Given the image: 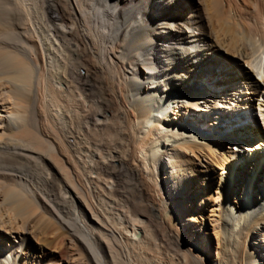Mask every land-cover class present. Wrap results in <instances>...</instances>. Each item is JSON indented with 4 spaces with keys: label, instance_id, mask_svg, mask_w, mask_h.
Instances as JSON below:
<instances>
[{
    "label": "bare ground",
    "instance_id": "obj_1",
    "mask_svg": "<svg viewBox=\"0 0 264 264\" xmlns=\"http://www.w3.org/2000/svg\"><path fill=\"white\" fill-rule=\"evenodd\" d=\"M223 1L0 0V56L20 72L0 78V160L19 172L0 183V264H63L31 210L84 197L148 208L146 245L173 264H264V0L247 16ZM82 204L91 264L111 256L103 236L140 239Z\"/></svg>",
    "mask_w": 264,
    "mask_h": 264
},
{
    "label": "rangeland",
    "instance_id": "obj_2",
    "mask_svg": "<svg viewBox=\"0 0 264 264\" xmlns=\"http://www.w3.org/2000/svg\"><path fill=\"white\" fill-rule=\"evenodd\" d=\"M233 1H234V3H238L240 6H245V9H246L245 10V12H246L245 14H246V16H247V14L249 12H251V9H252L251 0H246V1L245 0H243V1L242 0H233ZM223 2H224V4H226L225 0ZM125 4L126 3H124L123 1L119 2V5H125ZM100 6L103 9L105 7L111 9V8L117 7V2L114 3L113 5H110V4L106 3V2H103L102 4H100ZM10 65L12 67L11 69H9L10 67H7V66H10ZM0 66H1L0 67V78H1V80H3V79L5 80V78H8V76L11 75V71L12 70L15 71V72L12 71V73H15L14 76L20 75L19 74L20 72L18 71V66H17V64L15 62L12 61L11 57H10V59H8L7 57L0 56ZM18 78L21 79L20 77H18ZM39 96H40V99H39V103H40V101H42L41 92L39 93ZM26 114H27L26 117L30 118L29 117L30 116L29 113L27 112ZM254 114H255V112H254ZM256 117L258 118V124H261V121H260V118H259L258 114H257ZM46 123H48V122L46 121L45 123L44 122L42 123L43 130L45 128V130H47V131H45V130L44 131L46 133L50 134V131H49L50 128H49L48 124L46 125ZM258 127H259V129L261 131L262 130L261 126L258 125ZM261 132H263V130ZM231 140L232 139H230L229 142ZM234 142H236V141H234ZM43 146L44 145H42L41 146L42 148L39 149L40 151H44L43 148H45V147H43ZM239 148H240V146H239ZM230 150L233 151V149L231 147H230ZM2 162H4V161L0 160V183L3 182L4 184H7V183L8 184L9 183L10 184H12V183L15 184V180L17 179V175H18L19 172L14 171V170L15 169L18 170L17 169L18 166H16V167L14 165L9 166L10 165L9 162H7V161H5L4 163H2ZM5 163H8V164H5ZM21 166H20L21 168L19 169L20 171L23 169L21 172H23L24 174L26 173L27 175L29 174V176H32L33 174H35V175L37 174L36 176L35 175L33 176L35 178L39 174H42V171H43L42 168L41 169L40 168H38V169L36 168L37 170L34 167H31V166L29 168V166H27V164H25V163H23V165H21ZM26 168H29V169H26ZM31 168H34L35 171L33 169H31ZM38 170H40V171H38ZM36 179L32 178V180H36ZM44 199H46V201H48L47 202L48 206H49L48 210H45L44 208L37 207V206H34V208H32V210H31V211H33V213H35V214H33V217L31 218V221H30L31 225H32L31 226V228H32L31 234L32 235H37V234H40L41 231H44V230L51 231L53 234H55L57 236L56 237L57 240L56 239L54 240V242L56 241V244L54 246L59 244V241H60V243L62 244L63 251H64L63 255L66 254V255H64L66 260H64L63 264H91V262L87 259V253L86 252H92L93 247L89 243H86L87 240L85 238V234L83 233L81 228L79 226H77V221H76V215L77 214H78V216L81 219L87 218L88 215H89V214L85 213L86 211H85V208H83V204L82 203L85 204V207H86V205L88 206L87 208H88L89 211L91 210L90 212H93L92 211V209H93L94 210L93 213L96 215L97 219L100 220L101 222L103 221V223L105 225L108 224L106 226L107 227L110 226L109 227L110 230H116L117 229L116 231H118V229H120L118 231V233H119V232H122V231H126L128 229H131L130 226L131 227L134 226L135 227L134 230L138 229L140 232L142 230L141 233L135 234L136 236L138 235L139 238H140L138 240V242H137V239L136 240H132V242L131 241L122 240V241H124V242L121 243V245L123 244L122 246L121 245L119 246V244H116L117 242H113L115 240H112V238H110L108 236H103L102 240L104 239L103 240L104 242L107 241L105 243H108L110 245V247H111V249L109 248L111 250L109 252L111 256L110 257L107 256L105 258V261L107 263L105 262L104 264H126V262H127V264H129L130 260H131L130 263L139 264V262L140 263L144 262L143 259H145V262L148 263L150 261L149 259L153 260L154 257H155V259H161L166 264H173V263L176 262L175 261L176 258L172 254V252L170 253V251H164L162 249L159 250V249H157V248H155V247H153L151 245H146V244L150 243L149 240H150L151 236L148 233H150L149 230L152 228V225H151L152 223L150 224L149 221L151 222V219L153 217H152V214L150 213V211L148 210V208L143 207V205H139L138 204L137 205V206H139V207H137L138 210L136 212H133V213H132V210L130 211L129 208H127L124 205H122V206L118 205L117 210H106V205L104 203H102L100 201H97L95 199L91 200V199H89L87 197H84L83 198L84 200L82 201V203L78 202L77 205L74 206V207L72 205H70V203H68V202L67 203H62V204H64L63 206L65 208L63 207L62 210H59V208H57V205L52 203L51 200H48L47 198H44ZM83 209H84V211H83ZM29 210H30V208H29ZM74 213H76V214H74ZM138 213H139V215H137ZM73 215L75 216V218H74ZM127 216L130 219H128ZM198 228H199V226H198ZM204 228H206L205 225L203 226V229ZM122 229H124V230H122ZM158 230L160 232H162L163 231V227L162 226H158ZM206 232L210 234L211 230L207 229ZM48 234H50V233H48ZM147 235H149V236H147ZM192 236H193L192 233H187L186 235H184V236H182L180 238L182 239L184 244L189 245V244L192 243L191 242L193 240ZM142 238H145V239H143L144 242L141 241ZM145 240H147L149 242L145 243ZM202 240H203V238H202ZM202 240H201V242H202ZM140 241H141V243H139ZM130 242H131V244H129ZM204 242H205V238H204L203 243ZM113 243L115 244L114 248H113V245H114ZM142 243L145 244V245L143 246ZM83 247H84V249H83ZM124 248H126V250H124ZM204 248H205V245L203 244V247H200V252H202V254L203 253L206 254L204 252ZM114 250H116V251L114 252ZM147 250H149V251H147ZM210 250H211L210 252H212V253L215 252V243H212V248ZM84 251H86V252H84ZM111 252H112V254H111ZM122 252L125 253V254H126V252L130 253V254H127V256H126ZM164 252H165V254H164ZM93 253H94V251H93ZM93 253H92V256L94 258L98 259V256L95 253L94 254ZM149 253H151V254L153 253L152 255L154 257L151 254H149ZM150 256H152V258ZM206 256H207V254H206ZM140 258H143L142 262H141ZM147 259L149 261H147ZM147 263H145V264H147Z\"/></svg>",
    "mask_w": 264,
    "mask_h": 264
}]
</instances>
